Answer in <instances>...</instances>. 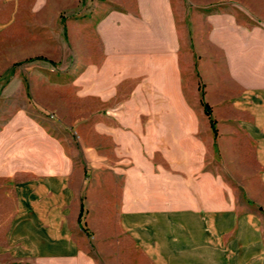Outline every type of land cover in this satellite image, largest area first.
Listing matches in <instances>:
<instances>
[{
	"label": "crops",
	"instance_id": "1",
	"mask_svg": "<svg viewBox=\"0 0 264 264\" xmlns=\"http://www.w3.org/2000/svg\"><path fill=\"white\" fill-rule=\"evenodd\" d=\"M32 1L0 0V48L8 32L23 31L22 18L39 15ZM213 18L211 55L200 68L206 101L225 130L220 142L199 91L187 90L180 46L168 55L162 40L132 78L133 92L110 105V115L78 124L81 153L59 126L41 124L31 114L38 110L0 91V264H97L81 222L91 230L118 226L155 264H264V220L233 214L232 186L216 157L217 142L249 137L246 152L264 169V24L231 13ZM120 78L97 81L95 94L113 101L127 81Z\"/></svg>",
	"mask_w": 264,
	"mask_h": 264
},
{
	"label": "rangeland",
	"instance_id": "2",
	"mask_svg": "<svg viewBox=\"0 0 264 264\" xmlns=\"http://www.w3.org/2000/svg\"><path fill=\"white\" fill-rule=\"evenodd\" d=\"M64 1L33 0L31 4L42 8L39 15L22 18V32L4 35L0 57L7 55L9 63L0 64V72L7 68L0 91L10 90L7 101L11 104L38 110L31 114L41 124L59 126V130L51 129L68 138L73 151L80 153L78 124L110 115V105H119L133 92L136 79L132 78L143 71L144 58L159 54L161 40L167 44L168 55L171 47L180 46L173 52L181 57L187 90L199 91L205 110L202 92L206 101L207 85L200 64L211 55L207 38L213 17L231 13L239 22L264 24V18L256 16L257 10H264V0H167L166 4L163 0H71L70 6ZM162 8L167 9V16L160 15ZM161 24L168 26L167 32H160ZM14 77L18 79L12 82ZM120 77L127 81L117 87L113 101L107 103L95 94L97 81L106 85ZM210 110L211 116L206 115L210 122L214 120L216 130L212 123L211 128L220 142L225 130L217 128ZM88 133L91 140L92 133ZM236 139L241 144L230 139L216 145L217 167L225 171L224 178L233 190V214L238 218L253 214L264 220V175L260 174L264 169L251 151L246 152L251 139ZM93 227L81 228L97 264H155L118 226Z\"/></svg>",
	"mask_w": 264,
	"mask_h": 264
},
{
	"label": "trees",
	"instance_id": "3",
	"mask_svg": "<svg viewBox=\"0 0 264 264\" xmlns=\"http://www.w3.org/2000/svg\"><path fill=\"white\" fill-rule=\"evenodd\" d=\"M204 96H205V94H204V92H202V100H203V102H204L203 105L205 106V110H206L207 115L211 116L210 106L206 103V101H204ZM211 123H212V127H213V129L216 130L215 122H214L213 119H211ZM81 227H83L82 222H81ZM85 230H86V229H85Z\"/></svg>",
	"mask_w": 264,
	"mask_h": 264
}]
</instances>
